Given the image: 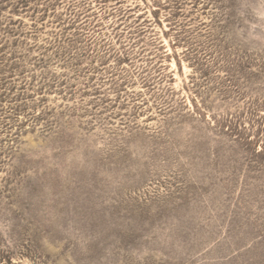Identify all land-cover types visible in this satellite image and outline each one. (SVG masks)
Instances as JSON below:
<instances>
[{"label": "rangeland", "instance_id": "obj_1", "mask_svg": "<svg viewBox=\"0 0 264 264\" xmlns=\"http://www.w3.org/2000/svg\"><path fill=\"white\" fill-rule=\"evenodd\" d=\"M0 264H264V0H0Z\"/></svg>", "mask_w": 264, "mask_h": 264}, {"label": "trees", "instance_id": "obj_2", "mask_svg": "<svg viewBox=\"0 0 264 264\" xmlns=\"http://www.w3.org/2000/svg\"><path fill=\"white\" fill-rule=\"evenodd\" d=\"M132 8H133V7L129 6V7H127V8L124 9V10L130 11ZM136 18L139 19L138 17H136ZM144 21H145V20H144ZM139 25H140V23H138V22H135V23H134L135 28H137V26H139ZM142 29H144V27H143ZM143 31H144V30H143ZM127 58H128V54H125V59H127Z\"/></svg>", "mask_w": 264, "mask_h": 264}]
</instances>
